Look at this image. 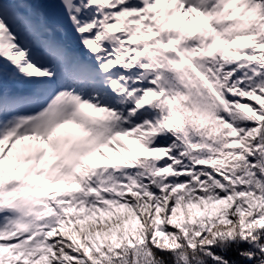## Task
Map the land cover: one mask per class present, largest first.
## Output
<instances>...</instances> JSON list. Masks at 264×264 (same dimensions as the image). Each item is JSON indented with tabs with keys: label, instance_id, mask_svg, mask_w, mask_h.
<instances>
[{
	"label": "snow or ice",
	"instance_id": "obj_1",
	"mask_svg": "<svg viewBox=\"0 0 264 264\" xmlns=\"http://www.w3.org/2000/svg\"><path fill=\"white\" fill-rule=\"evenodd\" d=\"M264 264V0H0V264Z\"/></svg>",
	"mask_w": 264,
	"mask_h": 264
},
{
	"label": "trees",
	"instance_id": "obj_2",
	"mask_svg": "<svg viewBox=\"0 0 264 264\" xmlns=\"http://www.w3.org/2000/svg\"><path fill=\"white\" fill-rule=\"evenodd\" d=\"M245 264H246V262H245Z\"/></svg>",
	"mask_w": 264,
	"mask_h": 264
}]
</instances>
